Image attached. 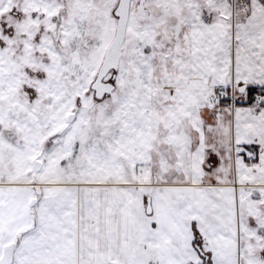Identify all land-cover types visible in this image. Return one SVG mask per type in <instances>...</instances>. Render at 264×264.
<instances>
[{"label": "snow or ice", "instance_id": "1", "mask_svg": "<svg viewBox=\"0 0 264 264\" xmlns=\"http://www.w3.org/2000/svg\"><path fill=\"white\" fill-rule=\"evenodd\" d=\"M0 264H264V0H0Z\"/></svg>", "mask_w": 264, "mask_h": 264}]
</instances>
